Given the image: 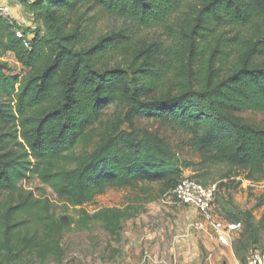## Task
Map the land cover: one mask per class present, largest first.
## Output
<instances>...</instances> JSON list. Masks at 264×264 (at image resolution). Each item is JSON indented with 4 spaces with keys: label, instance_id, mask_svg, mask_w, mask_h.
<instances>
[{
    "label": "trees",
    "instance_id": "16d2710c",
    "mask_svg": "<svg viewBox=\"0 0 264 264\" xmlns=\"http://www.w3.org/2000/svg\"><path fill=\"white\" fill-rule=\"evenodd\" d=\"M92 2L139 27L164 30L172 43L137 49L130 70H101L109 56L131 50L128 33L101 37L86 48L87 29L66 31L51 0L24 4L44 25V35L37 30L30 38L27 29L0 16V264H13L22 253H54L74 222L68 215L57 218L50 199L20 189L30 176L74 208L109 189L156 183L175 189L193 163L181 162L159 132L137 128L138 119L154 117L189 137L200 155L192 178L204 186L216 167L227 168L221 180L239 173L253 183L264 179V130L235 117L264 113V0ZM9 53L25 75L9 74L1 59ZM117 99L129 104L126 116L106 129L91 152L78 154L101 120L102 105ZM101 212L90 217L82 209V222L101 220L119 238L123 213ZM239 215L248 240L259 244L264 214L257 227L251 212ZM233 222L241 223L240 217Z\"/></svg>",
    "mask_w": 264,
    "mask_h": 264
},
{
    "label": "rangeland",
    "instance_id": "374dc122",
    "mask_svg": "<svg viewBox=\"0 0 264 264\" xmlns=\"http://www.w3.org/2000/svg\"><path fill=\"white\" fill-rule=\"evenodd\" d=\"M35 1L39 0H0V3L4 4L1 9L9 10V14H2V17L16 26L27 29L30 32V38L37 30L41 35L45 34L44 25L36 20V13L30 12L24 6L26 3L31 4ZM51 2L60 24L66 31L78 25H81L82 29H87L86 33L90 35L91 43L86 48L92 46L101 37H110L121 31L130 35L133 43L131 50L109 56L100 67L101 70L114 68L130 70L137 49L161 43L169 46L172 43L164 30L145 29L127 19L109 15L96 7L92 0H51ZM1 59L12 69L10 75H25L24 68L13 54L9 53ZM129 109V104L123 99L102 105L100 122L89 130L88 142L81 145L77 153L91 152L104 138L106 129L125 117ZM235 117L264 130V113L243 111ZM135 126L159 132L181 162L193 163L192 167L183 169L181 178L194 176L196 164L200 162V155L190 147L188 136L170 126H164L154 117L138 119L135 121ZM125 129L127 126L124 127ZM226 171V167L214 168L209 183L217 186L214 205L218 214L224 220H231V222L234 221L235 215L239 216L242 223V230L233 237L229 246L218 244L208 233L192 229L191 223L198 218V213L188 205L168 202V195H170L168 192L173 188L167 187L164 183L146 184L136 190L109 189L98 196L93 203L83 208H74L67 207L60 201L54 191L44 185L37 176H30L19 184L20 189L32 192L35 197L50 199L52 210L57 218L68 215L74 219V222L64 231L56 253L50 254L45 249L43 251L47 254L39 257L36 254L30 256L22 253L13 264H117L118 260L121 263L125 262L124 260L144 258L150 260L149 252L152 250V245H158L162 253L168 254V258L178 259L184 264H248L251 253L260 251L261 246L264 245V230L258 232L259 244H254L251 239L249 241L245 221L239 213L251 212L253 224L255 227L259 225L264 214V179L260 183H253L246 180L244 174L239 173L237 177L221 180ZM6 198L4 195V199ZM150 198H154L155 201H149ZM82 209L90 217H94L101 211H121L124 215L120 222L121 238L131 237V232L141 236L143 241L140 246H143V250L138 254L129 238L125 240L119 238V242L121 241L119 243L115 238L116 235L107 231L101 220L93 219L88 224L82 222ZM154 214H158V218L162 219L156 221L155 225L152 224L155 220L151 219L155 217ZM128 215L134 217L127 219ZM137 223H141V228L136 227ZM30 231L43 235L41 228H33ZM21 232H25V228H22ZM246 242L249 249H244L241 245V243L247 244Z\"/></svg>",
    "mask_w": 264,
    "mask_h": 264
},
{
    "label": "built area",
    "instance_id": "2783aa9c",
    "mask_svg": "<svg viewBox=\"0 0 264 264\" xmlns=\"http://www.w3.org/2000/svg\"><path fill=\"white\" fill-rule=\"evenodd\" d=\"M2 14L8 15V8L0 9V16ZM17 36L23 38L24 35L18 30ZM26 46L30 47V44ZM216 193V185L204 186L191 177H185L169 193L168 202L195 208L198 218L192 221V229L208 233L218 244L229 246L233 237L242 229V224L224 220L218 214L214 205ZM248 264H264V255L260 251L252 252Z\"/></svg>",
    "mask_w": 264,
    "mask_h": 264
},
{
    "label": "crops",
    "instance_id": "0c3cea01",
    "mask_svg": "<svg viewBox=\"0 0 264 264\" xmlns=\"http://www.w3.org/2000/svg\"><path fill=\"white\" fill-rule=\"evenodd\" d=\"M3 5H4L3 3H0V9L3 8V7H1ZM193 209H195V208H193ZM195 211H196V209H195ZM154 215H155V217H153L151 219L155 220V223H152L155 225L156 221L158 222L161 218H158L159 217L158 214H154ZM137 220H140V219H137ZM141 220H143V219H141ZM141 226H142L141 223H137L136 227L141 228ZM130 230L132 231L133 229H130ZM130 230H129V232H130ZM130 234H131V237H125V239H128V238L130 239V243L133 245V247H136V251L139 254V252L141 250H143V246H140L142 244V241H143L142 237L138 236L137 234H133L132 232ZM119 236H120L119 237L120 239L123 238V237L121 238V233ZM115 238L118 239L117 241L119 242V238H117V236ZM125 239L123 238V240H125ZM150 251H151V252H149L151 255L150 260H146L145 258L142 260H124L125 262H123V263H121L120 260H118L117 264H184V262H181L178 259H172V257L168 258V254L162 253L161 248L158 247V245H155V246L152 245V250H150ZM171 255H172V253H171Z\"/></svg>",
    "mask_w": 264,
    "mask_h": 264
}]
</instances>
